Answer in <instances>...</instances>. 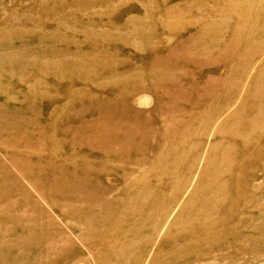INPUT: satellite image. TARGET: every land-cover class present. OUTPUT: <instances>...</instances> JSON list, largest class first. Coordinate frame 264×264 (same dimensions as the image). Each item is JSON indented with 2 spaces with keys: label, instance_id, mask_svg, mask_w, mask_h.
<instances>
[{
  "label": "rangeland",
  "instance_id": "1",
  "mask_svg": "<svg viewBox=\"0 0 264 264\" xmlns=\"http://www.w3.org/2000/svg\"><path fill=\"white\" fill-rule=\"evenodd\" d=\"M0 264H264V0H0Z\"/></svg>",
  "mask_w": 264,
  "mask_h": 264
}]
</instances>
